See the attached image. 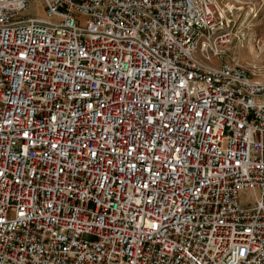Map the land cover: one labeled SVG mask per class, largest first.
Listing matches in <instances>:
<instances>
[{"label":"built area","instance_id":"built-area-1","mask_svg":"<svg viewBox=\"0 0 264 264\" xmlns=\"http://www.w3.org/2000/svg\"><path fill=\"white\" fill-rule=\"evenodd\" d=\"M31 1L0 0V264H264V80L214 0Z\"/></svg>","mask_w":264,"mask_h":264},{"label":"rangeland","instance_id":"rangeland-1","mask_svg":"<svg viewBox=\"0 0 264 264\" xmlns=\"http://www.w3.org/2000/svg\"><path fill=\"white\" fill-rule=\"evenodd\" d=\"M218 15L229 24L231 42L217 63H236L254 77L264 80V0H214ZM42 0H32L24 15L42 16ZM253 196L252 192L243 194ZM249 197L244 202H249Z\"/></svg>","mask_w":264,"mask_h":264},{"label":"bare ground","instance_id":"bare-ground-1","mask_svg":"<svg viewBox=\"0 0 264 264\" xmlns=\"http://www.w3.org/2000/svg\"><path fill=\"white\" fill-rule=\"evenodd\" d=\"M224 17V16H223ZM257 79H259V78H257ZM261 80V79H260Z\"/></svg>","mask_w":264,"mask_h":264}]
</instances>
